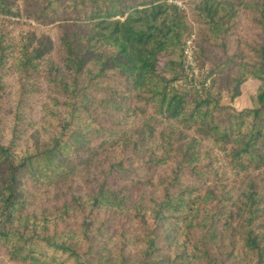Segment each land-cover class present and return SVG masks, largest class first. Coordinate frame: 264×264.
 <instances>
[{
    "label": "trees",
    "instance_id": "16d2710c",
    "mask_svg": "<svg viewBox=\"0 0 264 264\" xmlns=\"http://www.w3.org/2000/svg\"><path fill=\"white\" fill-rule=\"evenodd\" d=\"M0 264H264V0H0Z\"/></svg>",
    "mask_w": 264,
    "mask_h": 264
},
{
    "label": "rangeland",
    "instance_id": "374dc122",
    "mask_svg": "<svg viewBox=\"0 0 264 264\" xmlns=\"http://www.w3.org/2000/svg\"><path fill=\"white\" fill-rule=\"evenodd\" d=\"M175 1H176V4L180 5L184 10L190 12V9L193 8L194 4L198 0H175ZM220 1H222V0H220ZM223 1L234 2V4L236 5L237 2H246V1H249V0H223ZM241 21H243L242 17H241ZM55 23H58V22H55ZM241 26L244 27L245 25H241ZM192 35L194 37V34H192ZM193 37H192V39H193ZM192 43L194 45L193 46V51H195L196 50V45L194 44L193 41H192ZM185 58H186V56H184V59ZM193 59H194L193 60V62H194L193 67H191L189 65H186L187 63L185 62V60H183V70H184V75L185 76H182L178 81L175 82L176 85H180L181 84V86L184 87L187 91L189 90V88L192 85L197 86L202 81H203L202 83L205 86L210 85L212 83V79H213V76H214L213 74H211L210 76H209V74H207V70H208V66L207 65L203 66V67H200V66H198V63L196 61L195 56H194ZM257 85H258V81H256L253 78H248L245 82H243L241 84V86H240V94L236 98H234V100H233V102H231V104L237 109H241V108H244V107L251 106V98L250 97H251L252 94H254ZM42 89H44V92H45L46 89H45V85L44 84L42 86ZM222 102L223 103L228 102V98L225 96V94H223ZM81 172L82 171H80V170H76V175L74 176V178L76 177L77 182L80 183L81 186H82L83 180H82L81 177L80 178L78 177L80 174L83 175V173H81ZM145 175H147V174L145 173L144 170H141V169L136 171V173L134 174L135 177H139V178H142ZM185 178L186 177L182 178L183 183H184ZM137 193H138V191H135V194H137Z\"/></svg>",
    "mask_w": 264,
    "mask_h": 264
},
{
    "label": "built area",
    "instance_id": "2783aa9c",
    "mask_svg": "<svg viewBox=\"0 0 264 264\" xmlns=\"http://www.w3.org/2000/svg\"><path fill=\"white\" fill-rule=\"evenodd\" d=\"M169 1H171L173 3H176V1H173V0H169ZM192 37H193V35L189 39H187L185 41V46H184V50H183V54H184V56H186V58L184 59L185 62L187 63L186 65H189L191 67H193V65H194V62H193L194 54H193Z\"/></svg>",
    "mask_w": 264,
    "mask_h": 264
}]
</instances>
